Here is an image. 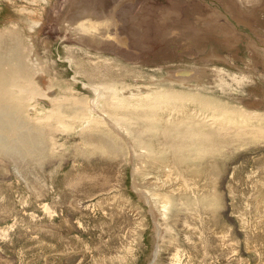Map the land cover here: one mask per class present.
Masks as SVG:
<instances>
[{
  "label": "rangeland",
  "instance_id": "obj_1",
  "mask_svg": "<svg viewBox=\"0 0 264 264\" xmlns=\"http://www.w3.org/2000/svg\"><path fill=\"white\" fill-rule=\"evenodd\" d=\"M84 1L0 0V264H264V0Z\"/></svg>",
  "mask_w": 264,
  "mask_h": 264
},
{
  "label": "bare ground",
  "instance_id": "obj_2",
  "mask_svg": "<svg viewBox=\"0 0 264 264\" xmlns=\"http://www.w3.org/2000/svg\"><path fill=\"white\" fill-rule=\"evenodd\" d=\"M86 5L84 6L85 8V18L87 19L86 21L88 22V19H90V32L88 30H85V27L80 24V28L76 27V23H73V27L75 30H77L80 34L84 35L82 36L84 39V43L86 45H89L94 48V50H102V51H108L111 52L113 49L114 50H121L118 48L124 47L125 50L131 55L130 61H135L138 59V56H132V55H139V52L132 50V48L129 46L128 40L124 38L125 36H122L118 31L117 28L120 26L121 20H124L130 15V12L133 10L134 11V5L136 0H119L118 3H98V5H94V0H85L84 1ZM137 4V3H136ZM80 4L78 8H80ZM77 8V7H76ZM120 12L121 15H117V13ZM76 16V15H75ZM78 23V22H77ZM83 31V32H82ZM84 33V34H83ZM116 53V52H114ZM128 55V56H129ZM134 59V60H131ZM3 71H5L3 69ZM2 71V68L0 69V77L4 76L2 75L4 72ZM184 74V72H179L178 74ZM177 73L171 74L170 79H174V82H182V83H187L189 82L190 79L196 78L194 76V72H186L184 75H178ZM115 97V96H113ZM114 100V99H113ZM115 103L112 102V104ZM117 103V102H116ZM111 106V105H110ZM103 114V113H102ZM105 117V115H104ZM107 118V116L105 117ZM106 123L123 139H128L126 136L120 131V129L117 127V125L110 119H106ZM129 146L131 147L133 151V144L129 142ZM133 156V155H132ZM133 158V157H132ZM134 171V170H133ZM135 173V171H134ZM134 180H133V187L134 190L138 193V196L140 197L141 200H143L148 206H149V211L150 215L152 217V222L155 224V230L157 233H155V236L157 239L162 238V234L164 231H162L161 227L159 226V223L157 222V215H156V209L152 204V201L150 199V196L146 191L142 189L141 186H139L137 182V177L134 175ZM229 182V181H228ZM251 187V186H250ZM247 205V204H246ZM44 210V209H43ZM51 215V214H50ZM155 232V231H154ZM155 238V239H156ZM162 240V239H161ZM158 245V244H157ZM155 247V245H154ZM159 248L160 244L156 246V250L152 256V264L154 261L158 259V253H159ZM155 249V248H154ZM151 264V263H150ZM155 264V263H154Z\"/></svg>",
  "mask_w": 264,
  "mask_h": 264
}]
</instances>
